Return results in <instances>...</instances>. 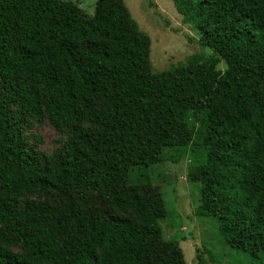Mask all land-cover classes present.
<instances>
[{"label": "trees", "instance_id": "16d2710c", "mask_svg": "<svg viewBox=\"0 0 264 264\" xmlns=\"http://www.w3.org/2000/svg\"><path fill=\"white\" fill-rule=\"evenodd\" d=\"M172 2L209 53L153 72L123 0L92 15L0 0V264H186L138 170L184 152L197 214L227 247L264 253V0ZM28 118L67 134L66 152L27 146Z\"/></svg>", "mask_w": 264, "mask_h": 264}, {"label": "rangeland", "instance_id": "374dc122", "mask_svg": "<svg viewBox=\"0 0 264 264\" xmlns=\"http://www.w3.org/2000/svg\"><path fill=\"white\" fill-rule=\"evenodd\" d=\"M86 15H92L97 0H71ZM138 28L150 38L149 62L153 72H161L184 63L193 54H208L197 42V35L183 23L172 0H123ZM153 6H150L149 3ZM187 36L192 38L189 41ZM223 67V66H222ZM221 67V68H222ZM22 138L40 155H60L66 152L67 134L55 129L48 121L28 118L24 123ZM174 160L140 170L150 184L158 186L163 195L166 216L160 220L165 241H174L177 251L186 264H264V253L253 257L223 244L216 219L201 217L196 208L199 204L198 185L188 179L191 164L188 153L173 156ZM32 200L33 197L23 198ZM39 202L50 215L58 213L57 204L41 195Z\"/></svg>", "mask_w": 264, "mask_h": 264}]
</instances>
